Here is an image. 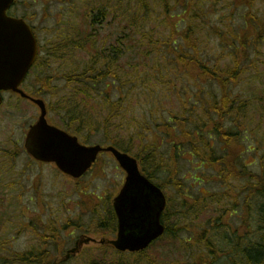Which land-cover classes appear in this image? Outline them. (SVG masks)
<instances>
[{
	"label": "rangeland",
	"instance_id": "1",
	"mask_svg": "<svg viewBox=\"0 0 264 264\" xmlns=\"http://www.w3.org/2000/svg\"><path fill=\"white\" fill-rule=\"evenodd\" d=\"M128 1L118 4V0H18L11 13L30 22L40 44L41 56L47 61V66L32 71L23 87L24 90L30 93V88L34 89L38 80L46 77L51 79L55 87L64 86L65 81L62 78L64 74L79 71L90 62L89 53L94 49L88 43L85 48H79L78 45L85 43L93 30L97 46L104 48L115 44L122 31L126 33L129 31V21L122 14L129 5ZM147 1L150 8L145 17L147 19L143 20L146 24L142 25V30L153 29L156 38L167 35L174 26L176 27L172 29L178 37L185 32L189 22L188 13L191 12L183 14V7L174 6L175 0H169L170 12L166 14L165 6L160 0ZM187 1L185 0L184 4ZM237 1L193 0L189 6L194 10L192 13L198 12L203 15L204 10L206 11L203 18L195 20L198 24L196 36L203 61L212 64L221 61L222 66L232 65L229 54L231 50H228L227 54L223 51L217 32L232 30L236 33L239 29H242L239 30L241 32L245 31L247 28L245 15L250 10V1H253L252 13L257 15L260 23H263L264 0H246L239 10L235 8ZM178 17L185 20L175 25ZM93 18H97L100 23L96 27L91 24ZM139 37L137 34L135 39ZM156 49L149 52L143 45L133 46V50L128 51L122 59L123 67L131 73L134 68H130V65H138L141 74L150 73L152 78L159 77L161 70L169 65V62L173 66L177 62L176 59L174 61V55L164 51L165 48L158 45ZM246 57L249 66L241 75L239 83L233 87L234 95L239 97L240 102L245 103L241 112L244 118H241V127L244 125L246 128L241 130V143L245 150L249 145L253 147L252 151L244 152L242 155L244 158L252 155L254 163L250 168L260 173L264 164V42L249 46ZM168 67L171 68L170 65ZM183 75L187 77V73ZM152 78H146L143 82L138 81L137 87L142 88L146 82L149 86L158 87L156 90L158 92L152 94L157 116L181 111L182 101L189 98L193 92L188 87L195 88L187 79L171 78L167 75L165 80L172 87V91L161 104L158 94L167 86ZM3 97L4 103L0 106V256L39 248L44 240L47 241V238L43 239L44 235H49L50 240H53L49 242L51 250L57 251L53 243L58 240L64 254L72 249L78 240L92 237L97 242L83 245L81 251L65 264H91L92 261L97 263L100 260L111 262L117 254H105L101 250L103 244L99 241L105 238L93 230L83 231L76 225L88 227L95 223L97 212L102 213L99 197L107 198L110 195L111 198L114 197L122 186L126 173L110 152H103L96 166L79 180L68 178L54 164H41L35 161L27 153L24 141L30 125L35 123L40 115V108L32 101L21 99L19 95L13 93H4ZM42 98L48 109L50 102L58 99L49 94ZM48 120L61 126L60 116L56 112L48 110ZM100 120L102 118H99ZM102 137L101 131L98 134L93 133L89 144H102ZM258 141H261V149L256 147ZM213 146L216 152H219L216 141L213 142ZM222 147L223 145L221 149H224ZM169 152L170 150H166L167 154ZM186 158L191 157L187 155ZM179 160V171L181 175L186 176L187 184L191 183L190 190L195 196L197 193L217 194L214 199L210 198L214 196L213 194L208 197V203L212 204V208L203 212L198 208L197 223L180 231L179 238L165 235L144 253L137 255L125 253L122 258L128 264H195L197 261V264H203L205 252L206 260L210 258V249L206 244H193V240L189 239L192 238V233L198 234L202 231L205 243L209 239H214L216 250L217 248L224 250L217 255L213 264H228L231 255L243 259L244 255L241 253H245L243 251L246 249L245 246L250 243L251 238L257 240L261 233L257 220V197H252L248 205L246 202L248 196L241 188L245 180L231 179L225 184L218 182L216 185L213 184L215 180H211L210 183H206V187H197L192 179H189L191 172L189 173L188 162ZM233 186H237V189L231 195H227L228 189ZM166 192L174 204L176 189L169 188ZM219 198L221 201L217 202ZM220 207L229 208L227 216L222 219L224 224L221 228L215 226L217 223L211 220L212 210ZM232 209L234 210L230 212ZM217 214L219 216L223 213L216 212L214 216ZM177 219L178 214L169 224L173 225ZM191 221L192 217L179 219L178 226L190 224ZM54 235L57 238H52ZM222 235L230 238L232 246L229 245L228 248L221 243L224 242ZM114 237L115 235L109 234L106 239ZM64 254L56 256L62 258Z\"/></svg>",
	"mask_w": 264,
	"mask_h": 264
},
{
	"label": "trees",
	"instance_id": "2",
	"mask_svg": "<svg viewBox=\"0 0 264 264\" xmlns=\"http://www.w3.org/2000/svg\"><path fill=\"white\" fill-rule=\"evenodd\" d=\"M124 1L118 0V4ZM160 1L165 6L164 12L166 14L170 12L169 3L171 2L169 0ZM192 2L193 0H188L184 4L185 0H175L174 3V6L183 7V14L191 12L188 13L189 22L185 32L178 37L173 31L176 27L174 26L167 35L156 38L153 29L151 31L142 30L150 8L148 1L129 0L128 7L122 13L130 24L127 33L122 31L115 44L103 48L97 46L96 39L93 38L95 35L93 30L86 42L78 45L79 48H85L88 43L94 49L89 53L90 62L79 71L64 74L62 76L65 81L64 86L55 87L51 79L46 77V79L38 80L34 89L30 88V94L39 97L49 94L57 97L56 101L50 102L49 110L58 113L62 128L78 135L82 142L88 144L91 135L101 131L102 144L113 145L136 157L142 172L162 189L166 191L169 188L176 189L174 204L167 195L168 205L163 214V221L167 225L165 235L179 238L180 231L197 223L198 208L200 212L212 208V204L208 203L209 195H214L210 197L211 199L216 198L215 195H217L214 192L197 193L195 196V193L190 190L191 183L187 184L186 176L181 175L179 171V159L188 162L189 173L191 172L189 179H192L197 187H206V183H210L211 180H215L214 185L218 182L225 184L231 179L245 180L241 188L248 196V200L246 199L248 205L252 197H257V220L261 233L257 240L251 238L250 243L245 246L246 249H243L245 253H241L244 255L243 259L231 255L228 264H264V164L262 171L257 173L250 168L254 163V157L249 155L244 158L242 155L244 152L252 151L253 147L249 145L245 150L241 143L240 135L246 128L244 125L241 127V118L244 119L241 112L245 103L240 102L239 97L234 95L233 87L239 83L241 75L249 66L246 57L248 47L264 42V21L260 23L257 15L252 13L253 1H250V10L245 15V27H247L245 31L241 32L239 30L242 29H239L236 33L232 30L217 32L223 51L226 53L231 50L229 54L232 65L222 66L221 61H216L215 64L208 63L203 61L200 55L196 36L198 24L195 22L203 18L206 11L204 10L203 15L198 12L192 13L194 10L189 7ZM246 2V0H238L235 8L239 10ZM178 18L175 25L185 20ZM91 24L96 27L100 23L97 18H93ZM250 27L256 32L254 33ZM137 34L140 37L135 39ZM137 44L145 46L149 52L157 50V46L160 45L165 48L164 51L174 55V61L176 59L177 63L173 66L169 62L171 68L166 65L156 78L150 77V73L141 74L138 65L134 64L130 65V68H134L130 73V70L123 67L122 59ZM45 65L47 66L46 58L40 55L32 71L45 67ZM186 73L187 77L183 75ZM167 75L171 78L187 79V82L192 83L196 89L188 87L193 92L190 93L192 95L189 98L182 101L181 111L176 114L169 112L170 114L166 116H157L152 103V94L158 92L156 91L158 87L149 86L146 82L143 87L139 85L142 88H138L137 83L145 81L146 78H152L166 85L167 87L161 89L158 94L159 101L163 104V99L167 98L172 91V87L165 80ZM145 101L147 103H144ZM99 118L102 120L99 121ZM214 141L219 146V152H216L213 146ZM221 145L224 149H221ZM256 147L261 149V141H258ZM166 150L170 152L167 154ZM187 155L191 158L187 159ZM210 170L214 171L210 172ZM235 189L237 186L231 187L226 194L231 195ZM111 196L99 197L102 213L100 215L99 211L94 209L98 212L93 225L88 227L76 225L77 228L80 227L86 232L93 230L105 239L109 234L115 235L117 218L111 204ZM220 201L221 198L217 200V202ZM228 211L229 208L223 209L222 207L213 209L211 220L222 221ZM216 212L223 214L214 216ZM177 214L179 219L192 217L193 221L190 224L178 226L179 219H177L173 225H170L169 222L173 221ZM204 224H206V217ZM215 226L222 227L218 223ZM191 236L192 238L189 239L193 240V244H206L210 249V258L206 260L208 264H213L217 255L224 252L220 248L216 250V245L213 244L214 239H209L205 243L206 239L204 240L202 231L198 234L192 233ZM46 238L47 241L44 240L39 248L13 252L5 257L0 256V264H65L73 258V256L67 257L68 250L64 254L58 240L53 243L57 251L51 250L49 242L53 240H50L49 235L43 236V239ZM52 238H57V236L54 235ZM221 238L224 241L221 243L227 247L233 243L229 237L222 235ZM101 250L105 254L116 253L117 256L109 263L100 260L97 263L92 261L91 264H128L122 258L124 253L106 243L101 246ZM56 254L64 255L59 258Z\"/></svg>",
	"mask_w": 264,
	"mask_h": 264
},
{
	"label": "water",
	"instance_id": "3",
	"mask_svg": "<svg viewBox=\"0 0 264 264\" xmlns=\"http://www.w3.org/2000/svg\"><path fill=\"white\" fill-rule=\"evenodd\" d=\"M14 1L0 0V106L4 91L28 97L20 86L34 65L39 49L38 40L30 25L21 18L8 15L7 11ZM31 99L38 105L41 113L37 123L27 133L25 147L37 160L54 162L64 173L80 178L91 168L100 152L108 151L127 172L125 184L113 200L118 217V233L117 238L110 243L119 251L136 252L147 248L153 240L160 237L165 231L161 215L166 206V197L158 186L141 173L137 159L114 146H86L79 143L77 137L49 124L44 100ZM136 189L146 190L145 194L151 195L158 202L152 204L147 201L139 206L137 197L145 194L134 195ZM131 194L135 199L128 204ZM137 207L146 216V222L132 230L128 218L135 213ZM150 211L155 214L153 218L148 216ZM76 250L77 247L72 252Z\"/></svg>",
	"mask_w": 264,
	"mask_h": 264
},
{
	"label": "flooded vegetation",
	"instance_id": "4",
	"mask_svg": "<svg viewBox=\"0 0 264 264\" xmlns=\"http://www.w3.org/2000/svg\"><path fill=\"white\" fill-rule=\"evenodd\" d=\"M11 10H12V8L8 11V14H10L11 16H14V14L11 13ZM31 72H32V69H31L30 73L28 74V76L26 78V81L30 77ZM145 193H147V191L146 190H143V189H136V190H134V195H141V194H145ZM164 193L167 196V192L165 190H164ZM134 195L131 194L129 196V198H128V204H131V202L135 199V196ZM137 198L139 199V203H140L139 206L141 204L147 202V201L148 202H151L152 204H156L158 202V200L156 201L154 197H152L151 195H148V194H145V195H143L141 197H137ZM163 214L161 216V224H163L167 228L166 223H164V221H163ZM154 215H155L154 212H152V211L148 212L149 218H153ZM225 216H227V214H225ZM128 220H129V223H130V228L133 230V227H140L142 225V223H145L146 222V216L144 215V213L142 212V210L137 207L136 210H135V213L133 215H130V218H128ZM223 222L224 221H218L216 223H218V224L221 225V224H224ZM159 240L160 239L154 241L152 244H154L155 242H157ZM83 241L84 240L81 239V240H78V242H77V244L80 245V248L84 245L83 244L81 246V244H82ZM138 254H140V253H138ZM204 264H206V252H205V256H204Z\"/></svg>",
	"mask_w": 264,
	"mask_h": 264
}]
</instances>
